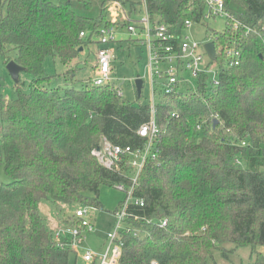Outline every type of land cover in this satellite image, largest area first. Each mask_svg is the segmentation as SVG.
Returning <instances> with one entry per match:
<instances>
[{"label":"trees","instance_id":"trees-1","mask_svg":"<svg viewBox=\"0 0 264 264\" xmlns=\"http://www.w3.org/2000/svg\"><path fill=\"white\" fill-rule=\"evenodd\" d=\"M110 1L0 0V61H14L30 77L28 92L19 79L15 98L0 97V169L9 179L0 181V264H68L72 255L55 243L40 202L57 214L102 208V186L128 184L91 153L103 138L142 147L137 132L151 104L125 102L112 85L90 80L50 87L54 76L44 70L53 57L65 74L75 72L79 48L110 26ZM117 1L129 11L139 5ZM225 8L241 24L240 63L221 72L217 85L202 75L196 93L175 90L155 104L159 153L138 175L134 195L144 207L133 208L144 220L130 222L141 234L123 236L121 264H215L222 244L264 247V0H225ZM146 9L179 38L203 11L189 0H146ZM205 27L215 44L227 42ZM251 264H263L261 255Z\"/></svg>","mask_w":264,"mask_h":264},{"label":"built area","instance_id":"built-area-1","mask_svg":"<svg viewBox=\"0 0 264 264\" xmlns=\"http://www.w3.org/2000/svg\"><path fill=\"white\" fill-rule=\"evenodd\" d=\"M196 6H202V16L196 23L186 21L184 31L192 26L198 28L205 26L216 18H224L226 30L219 33L224 35L223 37L227 39V42L222 41L215 44L208 37L207 31L200 40L182 37V34L180 38L177 37L174 33L168 32L166 25L158 23L156 20L154 23L151 22L146 9V0H143L142 5H140V8L143 9H140L142 15L138 14L140 13L138 6L136 10L129 11L119 1H110L107 4L110 26L101 28L98 35H93L91 38V41H96L98 47L94 76L89 79L90 83L93 86L112 84L111 62L113 55L110 46L116 43L118 31L125 28L131 41L147 50L151 86L153 87L155 84L154 78L160 81L158 95L164 97L172 94L175 90L180 91L179 84L183 82L180 74L183 72H189L191 77L196 80L202 75H206L209 83L217 85L221 72L237 67L240 63L241 52L234 44L241 24L228 13L225 8V0H189L190 9H194ZM242 28L245 30V34L250 32L249 28L244 26ZM86 36L87 33L80 34V38ZM208 42L214 44V60L209 58L204 48ZM160 66L162 69H159ZM213 69H216L217 72H213ZM210 74L213 75L211 80L209 79ZM115 90L117 96L121 98V90L118 88ZM150 106V120L142 125L137 132L145 140L142 147L132 149L129 146L113 145L103 138L99 146L93 149L91 153L103 168L109 171H121L128 181V184L114 186L117 191L124 195V198L112 212L114 226L106 234L103 250L100 252L86 250L80 253L85 235L95 231L91 212L96 211V207L81 206L75 209L72 214L64 219L65 228L52 232L57 246L60 249L67 248L74 257L73 264H121L120 258L124 246L123 236L141 234L136 227L130 224L131 221L144 220L135 213L133 208L144 207V201L134 195V189L138 175L145 163L149 159H154L159 153L156 148L159 129L155 122V104L152 103ZM241 145L245 146L246 143L242 142ZM158 225L165 227L166 221L163 220ZM78 259H80V263H78ZM151 264L157 263L152 262Z\"/></svg>","mask_w":264,"mask_h":264},{"label":"rangeland","instance_id":"rangeland-1","mask_svg":"<svg viewBox=\"0 0 264 264\" xmlns=\"http://www.w3.org/2000/svg\"><path fill=\"white\" fill-rule=\"evenodd\" d=\"M131 3L139 4L138 11L142 15L143 0H127ZM141 9V10H140ZM207 27L210 29L223 32L226 30V24L224 18H216L207 23ZM206 32V27L192 26L182 33V37H189L191 39H202ZM117 42L113 46H110L112 51L113 60L111 62L112 67V86L121 90V99L128 103H140V104H157L161 100V95H158L160 91V81L154 78V86H151L150 82V69L148 67V53L147 50L138 45L130 43V36L126 29H120L117 33ZM93 44L89 45V48H84L82 52H79L78 57L73 61L72 67L75 72L65 74L67 68L63 66L57 58L49 57L45 60L44 70L47 75L54 76V78L46 84L50 87H65L66 85H73L74 88H80L81 85L94 76L95 62H96V50L98 44L95 40H92ZM206 61V60H205ZM162 69V66L159 67ZM217 72L216 69L212 70ZM183 78V82H180L179 89L182 93H189L197 91V81L192 78L189 72H183L180 74ZM213 75L210 74L211 80ZM136 78H140L143 82L140 97L137 98L134 81ZM19 79L24 82L22 86L23 92L29 91L30 77L26 73H20ZM154 91V94H153ZM0 97L5 99H13L16 97L14 91V84L8 75L7 71L0 61ZM0 181L8 182L6 177L0 169ZM124 195L117 191L112 186H102L100 188L99 201L102 208H97L96 211H92V219L95 224V231L85 235V240L81 245L80 253L89 250L91 252H100L103 250L105 237L114 226V219L112 212L118 207L119 203L123 200ZM80 206L64 207L60 214H57L54 206L47 200H43L39 204V211L44 218L46 226L55 232L60 229H64V219L74 212L75 209ZM224 250H216L213 253V260L215 264H251L257 258V254L262 257V263L264 264V247L258 246L255 251L251 247H235L231 243L222 244ZM74 257H69L68 264H73ZM78 259V263H80Z\"/></svg>","mask_w":264,"mask_h":264},{"label":"water","instance_id":"water-1","mask_svg":"<svg viewBox=\"0 0 264 264\" xmlns=\"http://www.w3.org/2000/svg\"><path fill=\"white\" fill-rule=\"evenodd\" d=\"M204 48L211 60L215 59V51H214V44L213 42H208L204 45ZM83 49L79 48V52H81ZM5 70L7 71L8 75L10 76L13 84H18L19 82V75L20 73L24 72L25 69L18 64H16L14 61H9L5 66ZM142 80L140 78H136L134 81V87L136 91L137 98L140 97L141 89H142ZM214 125L218 123L216 119H214Z\"/></svg>","mask_w":264,"mask_h":264},{"label":"crops","instance_id":"crops-1","mask_svg":"<svg viewBox=\"0 0 264 264\" xmlns=\"http://www.w3.org/2000/svg\"><path fill=\"white\" fill-rule=\"evenodd\" d=\"M117 40H118V39H117ZM116 43H118V42L116 41ZM130 43H131V44H135V43H134L133 41H131V40H130ZM114 44H115V43H114ZM113 47H114V45H113ZM82 51H83V50H82ZM82 51H81V52H82Z\"/></svg>","mask_w":264,"mask_h":264}]
</instances>
